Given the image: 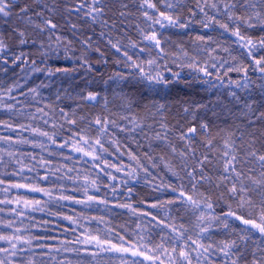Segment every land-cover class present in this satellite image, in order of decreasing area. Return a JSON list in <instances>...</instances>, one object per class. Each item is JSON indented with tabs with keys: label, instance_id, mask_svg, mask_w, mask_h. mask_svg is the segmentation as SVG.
<instances>
[{
	"label": "trees",
	"instance_id": "trees-1",
	"mask_svg": "<svg viewBox=\"0 0 264 264\" xmlns=\"http://www.w3.org/2000/svg\"><path fill=\"white\" fill-rule=\"evenodd\" d=\"M0 264H264V0H0Z\"/></svg>",
	"mask_w": 264,
	"mask_h": 264
}]
</instances>
